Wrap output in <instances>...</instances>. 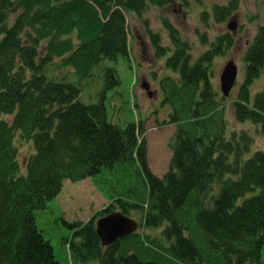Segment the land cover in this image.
Listing matches in <instances>:
<instances>
[{
	"label": "trees",
	"instance_id": "trees-1",
	"mask_svg": "<svg viewBox=\"0 0 264 264\" xmlns=\"http://www.w3.org/2000/svg\"><path fill=\"white\" fill-rule=\"evenodd\" d=\"M154 2L0 0V264H61L37 212L65 181L105 172L120 181L121 192L98 217L136 211L145 227L167 224L170 254L193 264L199 254L206 264H264V151H251L248 131L227 130L228 97L211 83L213 58L232 44L228 35L194 58L191 43L166 25L172 51L164 67L175 77L167 75L159 89L175 131L163 177L148 167L142 122L122 128L107 120L108 93L120 85L111 63L128 60L124 11L141 15ZM214 8V18H223V7ZM153 35L156 56L165 55ZM243 68L232 116L264 137V85L250 92L264 68V24L246 47ZM72 75L78 84L68 80ZM92 81L96 101L86 104L81 92ZM96 219L62 221L72 233L69 262L159 264L140 258L151 254L138 232L103 247Z\"/></svg>",
	"mask_w": 264,
	"mask_h": 264
},
{
	"label": "rangeland",
	"instance_id": "rangeland-1",
	"mask_svg": "<svg viewBox=\"0 0 264 264\" xmlns=\"http://www.w3.org/2000/svg\"><path fill=\"white\" fill-rule=\"evenodd\" d=\"M237 1V7L231 9L230 3L233 0L231 2L230 0H175L173 5L170 4V0H155L154 4L147 3L141 15L124 11L129 54L128 60L119 56L111 63L117 71L120 85L108 93L112 96V100L107 101V120L122 128L138 121L142 122L147 145L148 167L159 178L163 177L169 169L172 158L171 144L175 131V126L169 121L166 122L170 107L162 105V95L159 89V82L167 75L175 77L164 67V60L172 51L169 31L166 28L168 24L191 43L194 58L207 51L212 43L216 42L215 39L218 36L226 34L232 39L231 46L213 58L211 83L220 96V73L225 62L233 60L237 66V79L226 101L224 116L227 121V130L248 131L254 139L251 151H264V137L258 128L248 123L235 124L231 110V102L243 78V55L246 47L252 41L257 27L264 24V0ZM179 2L183 3L181 12H179ZM214 5L223 7L224 12L221 15L223 18L219 20L214 18ZM173 10L178 12H173ZM235 22L232 34L227 26ZM153 34H158L159 45L168 49L165 55L156 56L155 47L151 42L154 41ZM159 48L156 46L157 50ZM68 80L77 83L75 75L69 77ZM143 82L148 84L151 93L155 90L157 94L151 96L142 87ZM263 85L264 68L252 83L251 94L259 91ZM96 86L97 84L93 81L83 86L81 92L83 103L96 101L94 97ZM111 176L113 175L105 172L99 178L87 179L78 183L67 180L57 198L48 203L47 209L37 212V226L45 239L51 243L55 256L61 264H73L68 260L69 245L65 246L66 240H71L72 233L62 221L87 222L97 217V222L100 219L99 212L113 204L114 198L119 197V192H121L119 191L120 181L117 182V179ZM109 179L115 182L107 181ZM114 186L118 189H114ZM128 217L138 222L141 228L138 227L137 232L145 240L143 247L151 254V257L141 255L140 258L143 261H158L159 264H193L191 261L174 258L171 255L173 247L170 248L169 240L164 237L167 224L158 228L145 227L144 216L136 211H132ZM195 234L196 237H203L197 229ZM186 235L189 236L188 232ZM196 258H198L197 264H206L200 254Z\"/></svg>",
	"mask_w": 264,
	"mask_h": 264
},
{
	"label": "water",
	"instance_id": "water-1",
	"mask_svg": "<svg viewBox=\"0 0 264 264\" xmlns=\"http://www.w3.org/2000/svg\"><path fill=\"white\" fill-rule=\"evenodd\" d=\"M111 2L113 0H104ZM227 28L234 33V23H231ZM237 66L233 60L227 61L219 76V88L224 97H228L231 89L236 83ZM142 87L149 91L147 83L143 82ZM151 94V93H150ZM138 222L121 212L111 213L108 216L102 217L96 222V233L103 247L111 246L118 240L132 235L138 230Z\"/></svg>",
	"mask_w": 264,
	"mask_h": 264
},
{
	"label": "flooded vegetation",
	"instance_id": "flooded-vegetation-1",
	"mask_svg": "<svg viewBox=\"0 0 264 264\" xmlns=\"http://www.w3.org/2000/svg\"><path fill=\"white\" fill-rule=\"evenodd\" d=\"M170 3L173 5V4H174V1H171ZM179 5H180V6H179V10H180V11H179V12H181V10H182V7H181L182 3L179 2ZM173 12H178V11H177V10H173ZM235 25H236V22H235L234 26H235ZM230 34H231V33H230ZM231 35H232V34H231ZM232 36H233V35H232ZM227 61H228V60H227ZM227 61H226V62H227ZM226 62H225V63H226ZM156 94H157V92H152V93H151V96H153V95L155 96Z\"/></svg>",
	"mask_w": 264,
	"mask_h": 264
},
{
	"label": "bare ground",
	"instance_id": "bare-ground-1",
	"mask_svg": "<svg viewBox=\"0 0 264 264\" xmlns=\"http://www.w3.org/2000/svg\"><path fill=\"white\" fill-rule=\"evenodd\" d=\"M105 20V19H104ZM90 28V27H89ZM87 30H89L88 28H86Z\"/></svg>",
	"mask_w": 264,
	"mask_h": 264
}]
</instances>
